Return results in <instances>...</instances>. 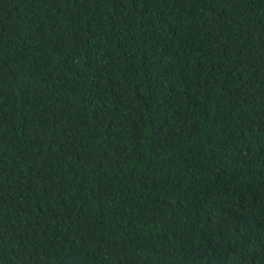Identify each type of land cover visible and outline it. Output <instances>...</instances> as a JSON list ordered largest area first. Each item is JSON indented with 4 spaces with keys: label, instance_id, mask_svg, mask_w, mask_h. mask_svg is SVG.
<instances>
[{
    "label": "trees",
    "instance_id": "16d2710c",
    "mask_svg": "<svg viewBox=\"0 0 264 264\" xmlns=\"http://www.w3.org/2000/svg\"><path fill=\"white\" fill-rule=\"evenodd\" d=\"M0 264H264V0H0Z\"/></svg>",
    "mask_w": 264,
    "mask_h": 264
}]
</instances>
